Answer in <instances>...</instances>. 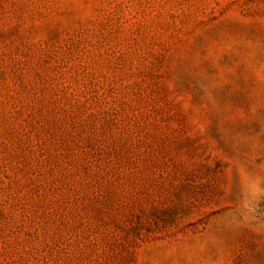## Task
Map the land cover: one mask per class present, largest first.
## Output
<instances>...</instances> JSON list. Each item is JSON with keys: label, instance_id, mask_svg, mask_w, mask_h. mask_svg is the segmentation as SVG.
<instances>
[{"label": "rangeland", "instance_id": "374dc122", "mask_svg": "<svg viewBox=\"0 0 264 264\" xmlns=\"http://www.w3.org/2000/svg\"><path fill=\"white\" fill-rule=\"evenodd\" d=\"M0 264H264V0H0Z\"/></svg>", "mask_w": 264, "mask_h": 264}]
</instances>
